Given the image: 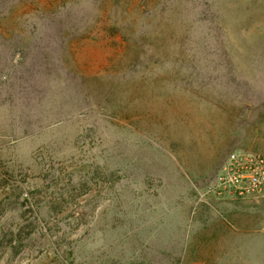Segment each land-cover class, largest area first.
I'll return each mask as SVG.
<instances>
[{
	"label": "rangeland",
	"instance_id": "rangeland-1",
	"mask_svg": "<svg viewBox=\"0 0 264 264\" xmlns=\"http://www.w3.org/2000/svg\"><path fill=\"white\" fill-rule=\"evenodd\" d=\"M264 0H0V264H264Z\"/></svg>",
	"mask_w": 264,
	"mask_h": 264
},
{
	"label": "built area",
	"instance_id": "built-area-1",
	"mask_svg": "<svg viewBox=\"0 0 264 264\" xmlns=\"http://www.w3.org/2000/svg\"><path fill=\"white\" fill-rule=\"evenodd\" d=\"M264 192V155L259 152H232L208 193L221 199H247Z\"/></svg>",
	"mask_w": 264,
	"mask_h": 264
}]
</instances>
